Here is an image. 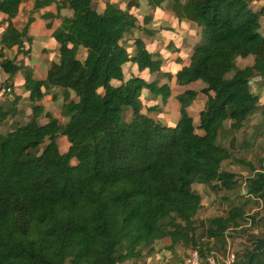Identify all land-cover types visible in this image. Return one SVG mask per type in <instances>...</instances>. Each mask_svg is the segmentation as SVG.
I'll return each mask as SVG.
<instances>
[{"label":"trees","instance_id":"obj_1","mask_svg":"<svg viewBox=\"0 0 264 264\" xmlns=\"http://www.w3.org/2000/svg\"><path fill=\"white\" fill-rule=\"evenodd\" d=\"M101 1V11L94 0L33 2V11L55 6L56 12L43 16L61 20L52 34L59 58L42 80L24 73L31 116L24 123L12 120L11 129L0 134V264H123L139 259L144 250L152 252L165 238L170 241L163 247L165 259L179 257L177 246L204 256L212 251L209 240L223 239L230 229L250 231L256 224L257 214L245 218L241 204L197 219L203 208L197 185L213 191L240 187L248 197L264 198V166L255 169L237 160L252 171L239 185L236 173L222 166L233 154L218 142L226 121L238 131L258 107L251 81L264 77L259 22L264 7L254 10L256 0H171L179 20L201 28L189 63L175 73L176 83L201 81L204 86L177 95L180 119L170 126L143 114L140 100L148 88L165 103L168 85L124 75L129 63L140 71L161 66L142 39L134 40L133 54L121 43L139 26L132 9L140 0H126L125 7ZM23 2L0 0V67L11 86L20 66L4 52L13 47L20 52L32 42V15L21 28L13 22ZM62 10L70 14L62 16ZM247 56L253 63L238 67L236 59ZM199 94L206 100L192 125L186 109ZM46 95L53 101L61 96L65 123L39 103ZM18 96L7 107L0 104V120L23 114ZM125 109L131 110L128 121L121 120ZM41 115L46 122H39ZM58 137H65L66 150L59 148ZM235 264H264V249L244 246Z\"/></svg>","mask_w":264,"mask_h":264},{"label":"crops","instance_id":"obj_2","mask_svg":"<svg viewBox=\"0 0 264 264\" xmlns=\"http://www.w3.org/2000/svg\"><path fill=\"white\" fill-rule=\"evenodd\" d=\"M95 1L100 4V7H96V9L101 11L103 7L102 1L94 0V2ZM111 1L117 4L120 2V0ZM256 1L261 2L262 0ZM33 2L34 0H24L17 17L13 19L15 26L21 28L26 23L29 15H32L33 21L29 26V35L32 37L31 44L27 45L20 52L17 51L16 47H13L10 50H5V52H8V55L4 56L8 57L9 59H13L14 63L20 66L19 71H17L11 78L15 95L13 98H15L16 95H19L16 106L20 110L22 105L19 101H22L23 104L29 101V104L31 105V101L29 99L30 93L24 87V73L29 70L32 72L35 79L42 80L46 77L51 63L53 61H57L59 58V44L53 40L52 34L54 30L60 25L61 20L58 18L45 19L47 16H43L46 11L56 12L55 6L51 5L49 7L33 11ZM170 4L171 0H164L159 5H151L149 4V0H140L139 7L132 9V12L137 15L139 26L137 29H134L128 35H126L121 41V43L129 50L130 54H133L135 51L134 40L136 38H140L145 43V46L148 50V47H151L152 50L149 51L152 53L153 58L161 60V66L159 70L146 69L140 71L137 65L133 63L125 64L123 66L125 78L131 76H141L147 82L155 81L157 86H161L163 84L168 85L170 89V95L165 103L162 102V95H159L157 96L159 98H156L153 96V92L148 88H143L141 91L140 99L143 105L142 113L153 118L154 120H157L155 116L157 115L158 110L161 111L163 109H169L177 115L179 113V102L176 98L177 95L183 93L187 89L199 91V89L204 86H200L199 81H194L187 85H178L176 83L175 73L182 66L189 63L193 48L200 40L201 28L191 21L179 20L172 12ZM60 14L62 16L69 15L70 11L62 10ZM263 17L264 15L259 18V22L260 32L264 35V32L261 31V20ZM1 19L2 15H0V20ZM2 28L3 26L1 29ZM145 29L153 31V33L147 34ZM251 57L252 64L253 56ZM47 97H50V100L53 102L50 95L44 96V98L39 102L44 106L45 110H48V102L46 101ZM199 100L200 96L196 101L193 102V105L198 103ZM144 106L146 109L150 107V111L152 112L145 110ZM196 108L199 112L200 104H197ZM27 109H29L30 112L27 111L26 114L30 117L31 109L30 107ZM165 125L173 126L171 124ZM200 186H202V184H198L197 189L201 194L199 188ZM258 201V209H261L264 205V198H259ZM262 218L264 219V216ZM247 224L248 223L244 225ZM169 243L170 241L167 238L158 240L155 242L152 252L144 250L142 252V256L139 259L130 260L123 264H151L153 255L150 257L149 254H152L155 251L154 259H158L159 255H164V252H166V250L163 249L161 252H158V250L161 248V245H169Z\"/></svg>","mask_w":264,"mask_h":264},{"label":"rangeland","instance_id":"obj_3","mask_svg":"<svg viewBox=\"0 0 264 264\" xmlns=\"http://www.w3.org/2000/svg\"><path fill=\"white\" fill-rule=\"evenodd\" d=\"M94 4L96 7H100V4L98 2L95 1ZM119 4L124 7L125 0H120ZM262 6H264V0H262L261 2L255 1L251 4V7L255 10L261 9ZM261 31L264 32V17L261 20ZM148 48L149 50H152L151 47ZM4 54L8 55V52L6 51L4 52ZM78 57L80 59L84 57V50L79 51ZM251 62V56H248L247 58L236 59V65L238 67L250 65ZM199 83L200 86L204 85V83L201 81H199ZM13 88L14 87L12 85L11 96H7L5 99H1L0 104H3L5 107H7V102L14 99L13 97L15 95ZM251 88L259 98L258 107L255 112L248 117L243 127L238 131L231 129L230 122L226 121L224 124V129L218 137L219 144L228 147L233 154L231 160L225 161L222 166L223 168L236 173L239 185L245 177L252 174V171L248 166L238 163L237 160L249 161L253 164L255 169H260L264 166V77L257 76L252 79ZM159 95L161 94H159L158 92H153L154 97L159 98L157 97ZM199 96L200 100L198 101V103H195V105H193L192 103L186 109L187 113L192 117V125H197L199 119V112L196 108L197 104H200V109L198 108L200 111L206 100L205 95L199 94ZM46 101L48 102V111H50L59 120L60 123H65L67 119L65 117H62L60 114V107L62 104L61 96H58V98L53 102L50 100V97H47ZM19 102L22 105L21 111L23 112V114L17 115L15 117L9 116L4 120H0V134H6L11 129L12 120L19 121L18 123H24L28 120L29 116L26 114V112H30L29 109H27L30 107L29 101L24 104L22 103V101ZM142 108L143 105L141 103V112ZM144 109L152 112L150 111V107L146 109L144 106ZM130 118L131 110L125 109L121 114V120L128 121L130 120ZM155 118L162 122V124L164 125L171 124L174 126L180 119V111L176 115L169 109H163L161 111L158 110ZM45 121L46 118L44 117V115H41L39 117V122L42 123ZM57 143L59 145V148L63 151L68 147V142L66 141L65 137H58ZM43 146L44 145L42 144L40 148L42 149ZM199 188L201 191L203 202V208L197 215V219L199 220L216 215H222L227 212V210L233 204H241L243 206L246 215L245 218L247 219L252 215L255 216L257 214L255 216L256 224L252 230L244 231L243 233L239 230L230 229L223 239L209 240L207 243L210 246L212 245V251L214 253L218 254L219 256H224L226 247L229 244L232 248L235 249L237 254L242 250L244 246H251L249 238H251L252 236L261 237L260 235L264 233V229L262 228V224L260 221V218L264 216V205L261 209H258V199L242 194V189L240 187H236L232 191H213L204 185L200 186ZM248 227V224L244 225V228ZM163 247H166V245H161V248L158 250V252H161ZM187 249H182L181 247L177 246L176 254L179 257H173L174 260L172 258L165 259V255H159L158 259H154V251V253L149 254L150 257L153 255L151 264H182ZM169 255L172 256V253L170 252Z\"/></svg>","mask_w":264,"mask_h":264},{"label":"built area","instance_id":"obj_4","mask_svg":"<svg viewBox=\"0 0 264 264\" xmlns=\"http://www.w3.org/2000/svg\"><path fill=\"white\" fill-rule=\"evenodd\" d=\"M3 50V45L0 43V52ZM5 74L0 67V100L5 99L12 94V86L9 82L5 81ZM236 251L229 244L226 247L224 256H218L211 251L210 253L202 256L195 248L186 250L182 264H235Z\"/></svg>","mask_w":264,"mask_h":264},{"label":"water","instance_id":"obj_5","mask_svg":"<svg viewBox=\"0 0 264 264\" xmlns=\"http://www.w3.org/2000/svg\"><path fill=\"white\" fill-rule=\"evenodd\" d=\"M261 224L262 228L264 229V219L262 220ZM250 244L253 251H261L262 249H264V236L257 237Z\"/></svg>","mask_w":264,"mask_h":264}]
</instances>
